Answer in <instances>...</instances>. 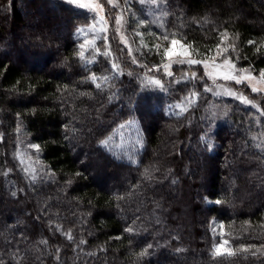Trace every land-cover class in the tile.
<instances>
[{"label": "trees", "instance_id": "1", "mask_svg": "<svg viewBox=\"0 0 264 264\" xmlns=\"http://www.w3.org/2000/svg\"><path fill=\"white\" fill-rule=\"evenodd\" d=\"M163 2L194 58L264 71V0ZM96 17L0 0V264H264V108L162 77V51L85 47ZM131 120L133 159L111 146Z\"/></svg>", "mask_w": 264, "mask_h": 264}, {"label": "rangeland", "instance_id": "2", "mask_svg": "<svg viewBox=\"0 0 264 264\" xmlns=\"http://www.w3.org/2000/svg\"><path fill=\"white\" fill-rule=\"evenodd\" d=\"M67 2V0H62ZM83 5H87L84 7ZM92 10L96 20L89 26L81 28L78 31L79 37L82 38L85 47L92 46L95 41L100 38H107L114 36V38L125 47V49L134 56L138 54L141 57V51L144 48L149 50H156L164 55L165 49H172V40L178 41L175 46V51L171 57L164 56V63L157 66L159 74L168 79L175 78L179 74L177 80H192L206 83L213 94L236 99L248 106L254 107L259 111L264 108V76L260 73L252 72L249 68L239 69L237 65L231 62L229 49L219 48V50L208 61L207 69L203 63L196 65H189L187 60L189 58L201 61L193 57L190 47L182 40L174 38L173 35L166 31L164 26V19L167 15L166 6L163 0H81L80 5H74ZM41 21L45 18V14H36L28 18L27 22ZM29 23V24H30ZM184 52L186 54L182 55ZM161 54V53H159ZM183 60L184 63L178 61ZM203 61V60H202ZM135 63H137L135 61ZM169 67L165 70L164 65ZM201 68L203 76H198V71L195 72V77L185 76L189 68ZM55 70L52 67L50 72ZM230 71V75L237 76L240 80L238 83L235 79H225V73ZM168 73H171L169 75ZM177 73V74H176ZM211 73V75H209ZM259 89L258 92H253L252 88ZM239 97H244L251 103H245ZM183 111L184 106L177 105L172 108L171 112L175 110ZM140 142L139 127L134 120L127 122L118 129L117 133L111 139V146L117 150L125 152L127 157L133 159V154L137 153L136 148ZM185 149H191L185 145ZM138 151V150H137ZM76 154V153H75ZM189 163L193 165L194 154L189 153ZM193 156V157H192ZM135 157V156H134ZM192 157V158H191ZM117 180H106V186L114 187V183H121ZM112 189V188H111Z\"/></svg>", "mask_w": 264, "mask_h": 264}, {"label": "snow or ice", "instance_id": "3", "mask_svg": "<svg viewBox=\"0 0 264 264\" xmlns=\"http://www.w3.org/2000/svg\"><path fill=\"white\" fill-rule=\"evenodd\" d=\"M67 3H68L69 5H80V4H81V0H67ZM83 6H84V7H87V5H83ZM171 43H172V45H173V48H172L171 50H170V49H165V51H164V56H165V57H171V56H172L173 52L175 51V46L178 44V41L175 40V39H173ZM81 47H83V45H81ZM181 54L184 55V54H186V53L182 52ZM178 62H179V63H184L183 60H180V61H178ZM187 63H188L189 65H196V64H198V63H203L206 69H207V66H208V61H197V60H195V59H191V58H189V59L187 60ZM164 67H165V70H167L168 67H169V65H168V64H165ZM168 74L171 75V73H168ZM209 75H211V73H209ZM260 75H261V76H264V71H262V72L260 73ZM224 78H225V79H235V80H237L238 83L240 82V80H239V78H238L237 76L230 75V71L225 73ZM157 83H159V81H157ZM252 91H253V92H258V91H260V90L257 89V88H255V87H253V88H252ZM239 98L242 99V100H244L245 103H251V101H248V100H247L246 98H244V97H239ZM101 143H103V141H102ZM33 147H38V146H35V145H34ZM216 203L219 204L220 201H216ZM148 247L151 248V245H149ZM216 251H217V253L219 254V253L222 251V248H221L220 246H218L217 249H216ZM144 254H146V253H141V255H144Z\"/></svg>", "mask_w": 264, "mask_h": 264}]
</instances>
